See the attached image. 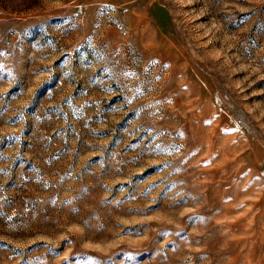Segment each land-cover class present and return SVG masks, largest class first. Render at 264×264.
<instances>
[{
    "label": "rangeland",
    "instance_id": "374dc122",
    "mask_svg": "<svg viewBox=\"0 0 264 264\" xmlns=\"http://www.w3.org/2000/svg\"><path fill=\"white\" fill-rule=\"evenodd\" d=\"M0 264H264V0H0Z\"/></svg>",
    "mask_w": 264,
    "mask_h": 264
}]
</instances>
